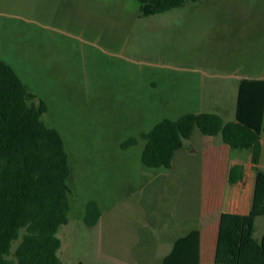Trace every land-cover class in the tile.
<instances>
[{
	"label": "rangeland",
	"instance_id": "obj_1",
	"mask_svg": "<svg viewBox=\"0 0 264 264\" xmlns=\"http://www.w3.org/2000/svg\"><path fill=\"white\" fill-rule=\"evenodd\" d=\"M139 7V0H0V59L36 96L34 104L44 102L42 121L60 134L69 157L61 264H138L130 249L141 229L157 238L180 228L187 186L196 218L209 204L221 217L234 216L239 188L226 175L213 177L221 181L218 197L208 192L214 153L250 178L249 152L219 150L220 135L195 129L169 169L141 163L140 135L189 113L258 129L264 0L188 1L148 17ZM132 138L136 145L123 149ZM90 201L101 210L93 227L83 221Z\"/></svg>",
	"mask_w": 264,
	"mask_h": 264
},
{
	"label": "trees",
	"instance_id": "obj_2",
	"mask_svg": "<svg viewBox=\"0 0 264 264\" xmlns=\"http://www.w3.org/2000/svg\"><path fill=\"white\" fill-rule=\"evenodd\" d=\"M188 1L196 0H139V16L162 14ZM35 98L14 69L0 59V264H61L57 233L68 223L70 211L69 157L60 134L42 121L46 105L41 100L34 104ZM258 121L254 130L212 113L164 119L140 135L145 141L141 163L150 169H169L184 141L197 129L204 136L220 135L230 150L248 151L251 168L257 172L262 156L260 134L264 133V80ZM136 143L129 139L122 148ZM243 177L242 167L232 166L228 184L233 186ZM100 216L99 205L88 202L84 224L93 227ZM18 240L13 259H9ZM160 264H200L199 232L193 230L176 239Z\"/></svg>",
	"mask_w": 264,
	"mask_h": 264
},
{
	"label": "crops",
	"instance_id": "obj_3",
	"mask_svg": "<svg viewBox=\"0 0 264 264\" xmlns=\"http://www.w3.org/2000/svg\"><path fill=\"white\" fill-rule=\"evenodd\" d=\"M237 122L249 125L246 122ZM226 147L223 145L218 148L222 151ZM225 156L224 153L210 155L212 160H218L216 168L208 170L206 174L208 192L216 197L221 181H216L213 177L226 175L228 181L229 169L238 165L234 163L227 168ZM248 160L250 181L244 173L243 179L233 185L239 188L234 200V216L221 217L214 211L217 205L209 204L205 215L196 218L193 204L195 191L191 186H187V190L182 192L185 194H182L184 206L179 209L176 220L180 228L167 234L161 230L162 234L157 238L150 236L147 230L141 229L130 249V254L138 258V264H147L152 258L155 259V264H160L161 259L171 251L173 242L193 230L199 232L200 264H264V162L262 163L261 156L258 170L254 172L251 168L250 153ZM191 182L193 183V180Z\"/></svg>",
	"mask_w": 264,
	"mask_h": 264
}]
</instances>
